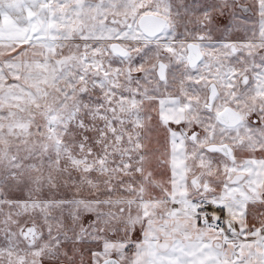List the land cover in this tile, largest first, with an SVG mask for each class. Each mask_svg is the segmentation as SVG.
Instances as JSON below:
<instances>
[{"label":"snow or ice","instance_id":"snow-or-ice-1","mask_svg":"<svg viewBox=\"0 0 264 264\" xmlns=\"http://www.w3.org/2000/svg\"><path fill=\"white\" fill-rule=\"evenodd\" d=\"M0 264H264V0H0Z\"/></svg>","mask_w":264,"mask_h":264}]
</instances>
